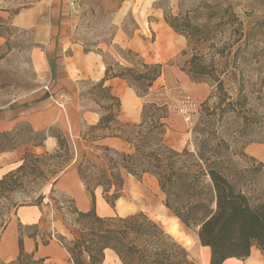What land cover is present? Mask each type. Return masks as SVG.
Listing matches in <instances>:
<instances>
[{
    "label": "rangeland",
    "instance_id": "374dc122",
    "mask_svg": "<svg viewBox=\"0 0 264 264\" xmlns=\"http://www.w3.org/2000/svg\"><path fill=\"white\" fill-rule=\"evenodd\" d=\"M29 1L14 2L0 14V109L25 102L34 93L44 91L48 82L44 37L37 34L34 20L23 28L16 25L14 18ZM64 3L68 24L56 43L61 41L66 47L73 45L85 54L105 59L115 71L130 66L129 60L133 64L139 59L147 64H161L162 74L149 94L142 98V106L147 102L165 106V145L179 152L185 147L193 152L195 127L204 130L203 134L198 132V139L214 135L223 140V158L228 162L230 173L239 177L244 192L256 203L261 202L264 162L251 151H264V0H64ZM209 15L213 17L208 19ZM164 16H186L193 25L207 26L204 31L206 41L199 50H195L193 44L188 46L184 36L165 24ZM179 38L184 42L179 43ZM195 54L202 56L206 65L214 63L213 77L222 81L223 93L216 92L213 78L193 80L190 73L187 74L190 71L188 61ZM69 69L76 76L75 65L71 62ZM94 83L86 78L78 81V100L82 106L102 114L108 103L104 92ZM187 84H193L201 93H190ZM229 102L236 103L234 110L227 106ZM219 108L224 109L222 115H219ZM212 111L215 116L208 115ZM208 119H211L210 125L206 122ZM139 123L140 119L126 123L130 127L124 129L136 132L133 126ZM84 133L88 134L86 140L82 137L72 140L56 129L50 130L47 134L54 138L50 148L46 147V133L33 134L25 127H21L12 139L0 138V149L3 146L24 149L21 161L9 165L13 170L0 182V231L18 205L36 204L41 197L47 218L63 224L58 230L68 238L63 240L60 235H55L63 245H68L82 233L90 239L91 229H105V225L78 220L72 213V206L66 202L67 197L51 187L61 172L77 167L84 158L106 168L103 151L92 146L97 137L111 132L86 129ZM126 152L112 150L110 154L118 159L116 154ZM22 164L24 166L18 169ZM120 173L123 189L118 200L122 209L116 201L117 206L107 218L142 214L163 228L150 216L158 206H164L157 181L149 175L136 179L123 170ZM165 213L172 216L166 208ZM181 230L193 242L182 245L176 240L189 259L202 264L200 256L203 254L209 264V249L200 247L192 231L182 225ZM258 254L257 260L264 258ZM251 255L252 252L237 264H246ZM226 262L223 264L230 261ZM28 264L39 263L29 261ZM107 264L114 263L108 261Z\"/></svg>",
    "mask_w": 264,
    "mask_h": 264
},
{
    "label": "trees",
    "instance_id": "16d2710c",
    "mask_svg": "<svg viewBox=\"0 0 264 264\" xmlns=\"http://www.w3.org/2000/svg\"><path fill=\"white\" fill-rule=\"evenodd\" d=\"M212 17L213 15H209L208 19ZM164 22L176 34L184 36L188 46L193 44L195 50H199L206 41L204 31L207 26L193 25L186 16H164ZM127 53L131 54L130 51ZM102 61L105 67L104 77L95 82L94 86L104 92L108 105L103 107L104 112L100 114L98 123L88 129L89 132L110 131L107 136L122 139L128 149L126 153L116 154V159L110 154L111 149L100 148L106 168L85 158L77 166L78 176L90 197L91 207L87 212H80L71 200L66 202L72 206V213L78 220L105 225V229H91L90 239L82 233L68 245L57 240L68 252L70 261L73 264H103L104 251L111 250L122 264H195L174 238L159 224L142 214L116 219H103L96 215L94 192L98 187L102 188L103 198L112 209L121 198V170L136 179L149 175L157 181L164 197V207L179 219L184 229L196 235L200 246L209 249V264H223L229 259L244 260L254 248L264 256V197L261 202L256 203L242 190L239 177L230 173L228 162L223 158V140L215 138L213 134L198 139V134H203L204 130L195 127L193 152L187 147L179 152L166 146L163 140L166 133L165 106H159L155 102H147L142 106L140 123L133 126L136 132L125 131L124 128L130 126L117 120L120 102L111 95L110 87L104 86L105 81L123 80L137 97L144 98L161 76L163 66L147 64L142 59L137 64L129 60L130 66L115 71L105 59ZM188 64L190 71L187 74L190 73L193 80L213 78L216 92L223 93L222 81L213 77L214 63L206 65L204 58L195 54ZM225 96L230 98L227 94ZM227 106L234 110L236 103L229 102ZM204 110L207 112V109ZM219 111V115L224 113V109L219 108ZM208 115L215 116V111ZM210 120L206 121L209 125ZM18 132L19 129L3 132L0 133V138L12 139ZM87 135L84 133L82 138L86 140ZM15 149V146H3L0 153ZM23 166L24 164L18 169ZM2 181L3 179L0 180ZM42 200L43 197L35 205H40ZM60 238L64 240V237ZM19 246L18 258L9 264H28L29 261L43 263L42 260L34 261L31 256L23 253L21 240Z\"/></svg>",
    "mask_w": 264,
    "mask_h": 264
},
{
    "label": "crops",
    "instance_id": "0c3cea01",
    "mask_svg": "<svg viewBox=\"0 0 264 264\" xmlns=\"http://www.w3.org/2000/svg\"><path fill=\"white\" fill-rule=\"evenodd\" d=\"M20 1L24 0H0V14L14 2ZM29 2L14 18L16 25L23 28L30 26L34 20L37 34L44 37L49 92H36L23 103L0 109V133L25 127L34 134L46 133V139H52L54 142V138L47 132L56 129L72 140H80L86 129L98 123L100 112L82 106L78 100V81L86 78L98 82L104 77V64L100 57L85 54L80 48H73V45L66 47L61 41L56 43L65 33L68 24L64 0ZM70 62L75 65L76 76H73L69 69ZM104 86L110 87L111 95L120 102L117 120L120 123L137 122L140 119L142 98L137 97L126 82L120 79L107 80ZM61 97H67L69 101L61 104ZM124 104H128V107ZM92 147L99 150L102 147L115 151L127 150L122 139L107 135L97 137ZM256 150L264 153L263 150ZM23 154L24 149L19 147L11 152L0 153V180L11 171L9 165L19 163ZM96 158L100 160V156L96 155ZM51 187L71 200L78 211L87 212L90 209V197L78 176L76 166L61 172ZM94 194L96 215L107 218L113 209L106 204L102 188L98 187ZM43 206L44 204H23L15 208L0 231V262L9 264L16 261L21 240V250L34 261L42 260L44 264H73L66 249L55 238V235L68 238L58 230L63 224L57 220H49ZM69 236L72 237L71 234ZM105 261L122 264L111 250L104 251Z\"/></svg>",
    "mask_w": 264,
    "mask_h": 264
},
{
    "label": "bare ground",
    "instance_id": "6f19581e",
    "mask_svg": "<svg viewBox=\"0 0 264 264\" xmlns=\"http://www.w3.org/2000/svg\"><path fill=\"white\" fill-rule=\"evenodd\" d=\"M177 41L179 43L184 42L183 38H179L177 39ZM186 89L190 92V93H201L200 91H197L196 88L193 86V84H187ZM125 107H128V104H124ZM52 139H48L46 141V147L48 146V148H50V143H52ZM256 157H258L260 160H262L264 162V153L260 152L256 149H252L251 151ZM133 177V176H132ZM132 188V186H131ZM138 191V190H137ZM134 193V191H133ZM139 193V192H138ZM140 198V197H139ZM137 199V198H136ZM139 200V199H137ZM118 202V206L120 209L121 208V201L117 200ZM141 201V199H140ZM135 203V202H134ZM142 203V202H141ZM137 204V203H136ZM135 204V205H136ZM134 205V204H133ZM140 205V203H139ZM117 206V205H115ZM123 206V205H122ZM134 207V206H133ZM142 208V206H141ZM118 209V208H117ZM130 209V208H129ZM119 212V210H118ZM133 212V211H132ZM121 213H119L120 215ZM152 217V219L154 220H158L159 222H161V225L163 226L164 230L171 236L173 237L175 240L179 241L182 245H189L192 244L193 242H191V239L189 236H187L186 234H184L181 230V224L179 222V219H177L176 217H172V216H168L165 213V208L164 206L160 205L158 206L156 209H154L150 215ZM179 243V244H180ZM201 247V246H200ZM197 248V247H196ZM256 255H259L258 252L253 249L252 250V255L250 256V258L247 260L246 264H264V258H261L259 260H257L258 258H256ZM261 257V256H260ZM205 255L203 256V254L200 256V261L202 262V264H206L205 262ZM230 261V262H229ZM108 261H105L103 264H107ZM229 264H237L238 260L236 259H229L228 260ZM227 263V262H226Z\"/></svg>",
    "mask_w": 264,
    "mask_h": 264
},
{
    "label": "built area",
    "instance_id": "2783aa9c",
    "mask_svg": "<svg viewBox=\"0 0 264 264\" xmlns=\"http://www.w3.org/2000/svg\"><path fill=\"white\" fill-rule=\"evenodd\" d=\"M48 86H49V83L44 87V90L46 92H49V89H48ZM69 101V99L67 97H61V104H65Z\"/></svg>",
    "mask_w": 264,
    "mask_h": 264
},
{
    "label": "water",
    "instance_id": "95a60500",
    "mask_svg": "<svg viewBox=\"0 0 264 264\" xmlns=\"http://www.w3.org/2000/svg\"><path fill=\"white\" fill-rule=\"evenodd\" d=\"M170 216V215H169ZM172 217H174V216H172ZM160 224H161V222H160Z\"/></svg>",
    "mask_w": 264,
    "mask_h": 264
}]
</instances>
